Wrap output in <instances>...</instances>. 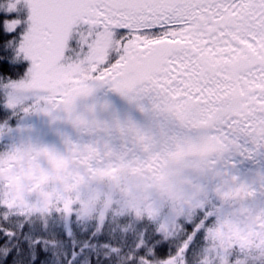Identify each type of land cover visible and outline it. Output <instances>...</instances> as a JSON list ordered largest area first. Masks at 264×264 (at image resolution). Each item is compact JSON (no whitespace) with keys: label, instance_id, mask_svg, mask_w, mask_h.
<instances>
[{"label":"snow or ice","instance_id":"6c2138e0","mask_svg":"<svg viewBox=\"0 0 264 264\" xmlns=\"http://www.w3.org/2000/svg\"><path fill=\"white\" fill-rule=\"evenodd\" d=\"M0 13V76L24 73L8 85L9 108L57 106L73 82L91 91L87 81L191 105L195 122L223 143L264 141V0H4ZM18 88L30 91L14 95ZM0 207L5 222L28 216L14 203ZM211 215L189 213L183 227L165 219L158 231L175 238L172 252L153 236L125 264H186Z\"/></svg>","mask_w":264,"mask_h":264},{"label":"clouds","instance_id":"9594fccd","mask_svg":"<svg viewBox=\"0 0 264 264\" xmlns=\"http://www.w3.org/2000/svg\"><path fill=\"white\" fill-rule=\"evenodd\" d=\"M83 86L92 90L69 92L58 106L70 125L95 115L91 110L79 111L78 103L99 87L87 81ZM29 91L18 88L14 95ZM167 135L171 138L165 140L163 134L145 131V138L133 137L131 152L103 140L85 141L79 133L74 141L58 146L24 142L18 151L2 157L12 168L4 173V182L11 187L0 203L16 198V205L28 216L44 215L60 204L71 203L85 218L114 211L161 225L157 205L164 202L171 210L170 225L173 219L186 218L212 195L221 205L218 221L205 236L193 264H264V199L252 187L264 174L246 179L234 168L226 169L231 145L214 138L211 125L189 129L170 119ZM44 151L63 160L65 166L56 170L45 161L43 172L48 179L37 187L38 179L28 178V161ZM13 177L20 179L19 192ZM145 209L150 216L144 215ZM175 264H180L179 258Z\"/></svg>","mask_w":264,"mask_h":264},{"label":"trees","instance_id":"16d2710c","mask_svg":"<svg viewBox=\"0 0 264 264\" xmlns=\"http://www.w3.org/2000/svg\"><path fill=\"white\" fill-rule=\"evenodd\" d=\"M3 2L4 0H0V3ZM23 75V72H19L17 75L5 73L0 76V123L14 122L10 120V114L4 108V89L10 83L17 82ZM189 124L190 122L184 123L185 126L188 125L189 129L204 127L199 122H196V125L192 127ZM122 127L129 129L127 122ZM136 128L138 131L142 130L141 133L128 135L133 144V137L137 135L142 137L145 131L163 134L165 140L171 138L167 135V124L158 127V130L156 127H149L147 130ZM7 130L0 133V155L7 148L6 134L14 135L12 130L10 132ZM243 142L245 141L241 140L237 145H231V154L227 156H230L227 165L229 166L232 161L233 153V158L237 161L234 162V169L236 172H240L239 175L256 177L257 174H264V161L256 164L253 168L246 169L243 164L240 167L238 163L241 157L239 147ZM233 149L234 152H232ZM260 183V185L257 184L258 192L256 187L254 190L258 196L264 199L262 190L264 189V179H261ZM2 198L0 195V199ZM64 207L62 205L54 210H49L44 215L12 216L6 222L0 220V264H125L130 255H141L144 248L138 246L147 245L148 240L153 236L160 237L162 243L168 244L170 253L176 247L175 243H170V240L175 238L166 239L164 234L158 231L160 226L158 223L143 218L138 219L134 214L108 211L103 214L97 212L91 218H85L78 213L76 205L67 219V214L63 211ZM220 207L221 205L213 203L212 197L209 196L204 206L195 207L189 213H194L199 209L203 211V208L208 209L212 213L207 217L208 226L211 229L218 221L217 214ZM3 212L4 209L0 207V214ZM170 214L171 210L167 205L159 211V221L163 223L165 219L168 220ZM144 215H151L148 209L144 210ZM182 221L183 218L177 222L181 223L183 227ZM5 230H10L15 235H5ZM204 238L205 234L201 233L198 238L194 237L190 242L191 246L185 257L186 264H193L196 254L205 244Z\"/></svg>","mask_w":264,"mask_h":264},{"label":"rangeland","instance_id":"374dc122","mask_svg":"<svg viewBox=\"0 0 264 264\" xmlns=\"http://www.w3.org/2000/svg\"><path fill=\"white\" fill-rule=\"evenodd\" d=\"M61 83H67V81H60ZM75 86V82H73ZM74 87L70 88V92H73ZM77 92H85V91H77ZM13 92L11 88L7 87L4 91V100L3 104L5 109L10 113V115L20 116L18 118V122L15 125H11V123H0V133L4 130L8 129L7 131L10 132L14 130V135L7 133L6 134V145L7 148L5 149L4 153L0 155V195L3 197L4 193L11 187L10 184L4 182V173L11 170L12 165L7 163L2 157L5 154L11 153L13 150H19V146L22 145L24 142H27L29 146L32 144L37 145H49V144H56L62 145L70 140L74 141L77 137V133L83 136L85 141L93 140V141H101L103 140L106 143H115L122 151L124 152H131L133 147L127 144L125 140H123L119 134H114L113 132H109L106 128H100L99 125L104 124L106 119L108 118L107 115L105 117H99L91 119L90 121H86L85 123L81 124L80 121L74 122L70 125L63 114L59 109V105L63 104L64 102L58 103L57 106H45V105H28L24 106H17V108H9L8 104L10 98H12ZM122 97L121 92H116L110 90L107 86L97 88L93 94L86 98L85 100L78 103V110L81 112H87L89 110L94 111L95 114L105 110V107H108L111 102L120 99ZM131 108H135L134 99L131 98ZM23 107H29L27 112L23 111ZM116 113V112H115ZM81 124V125H80ZM91 124L95 125V129L91 130L89 133H85L83 129ZM76 129L74 130V128ZM43 156L44 159H40ZM230 158V156H229ZM232 161H230L229 167L234 168V160L233 156H231ZM264 159V154L261 160ZM51 164L52 167L56 170L65 166V162L63 160L58 159L54 154L49 153L48 151H44L43 153H36L28 161V173L29 179H38L37 187L39 183H44L47 181L48 176L44 174L43 169L47 166L45 163ZM227 162L228 157L226 158L224 164L225 168L227 169ZM242 170V169H241ZM39 172V176L37 177V173ZM240 173L239 171L237 172ZM241 177L246 179H255V177ZM12 180L17 185V192L20 191V179L19 177H13ZM261 180L254 181L253 189L256 187V191L258 192V185H260ZM260 189V186H259ZM264 191V189H262ZM31 191V189H29ZM212 197V202L220 205V202ZM209 197V196H208ZM206 202V201H205ZM205 202L200 204L199 206H204ZM5 203H14L16 204V198L12 200H8ZM63 206H67L71 209V213L73 207L76 206L71 203L62 204ZM158 210L167 207V204L164 202H158ZM198 207V206H197ZM194 208L191 210L193 211ZM190 211V212H191ZM148 212L151 214L150 210ZM71 213L67 214V219ZM171 216V214H170ZM168 217V219L170 218ZM218 216V214H217Z\"/></svg>","mask_w":264,"mask_h":264},{"label":"flooded vegetation","instance_id":"af4514ba","mask_svg":"<svg viewBox=\"0 0 264 264\" xmlns=\"http://www.w3.org/2000/svg\"><path fill=\"white\" fill-rule=\"evenodd\" d=\"M170 109L171 110L167 118H165L164 116L157 115L154 117V122H149L148 124L144 122L143 116L133 115V114L128 115L125 118V121L128 123V128L131 130L135 129L136 127H139V128L143 127L145 130H147L153 124H155L157 127H160L163 124H169L170 119L179 121L183 125L185 122H190V124L196 125L195 124L196 122H194L196 120V115H195L193 106L186 105L183 108H179L174 103L171 105ZM141 122H144V123L141 124ZM257 146H258V149L256 150V153H259V155H262L264 153V141L258 142Z\"/></svg>","mask_w":264,"mask_h":264}]
</instances>
